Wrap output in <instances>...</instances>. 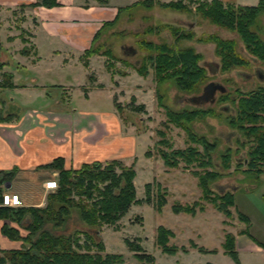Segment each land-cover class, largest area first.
<instances>
[{"label": "crops", "instance_id": "1", "mask_svg": "<svg viewBox=\"0 0 264 264\" xmlns=\"http://www.w3.org/2000/svg\"><path fill=\"white\" fill-rule=\"evenodd\" d=\"M137 1L57 0L59 5L51 8H20L34 0H0V171L15 170L3 193L16 194L19 207L42 206L54 191L44 184L56 182L58 171L44 166L55 158L74 169L112 160L126 165L147 148L143 118L136 126L121 116L128 111L148 114L149 103L158 104L157 82L151 67L141 76L139 65L114 49L119 45L124 51V43L133 44L125 40L130 37L160 43V34L147 29L165 22L153 19L157 4L125 8ZM220 1L251 6L259 0ZM182 19L195 32L197 22ZM183 44L202 53L196 39ZM130 47L140 54L134 44ZM92 48H100V54L84 57ZM137 105L143 110L131 108ZM234 237L238 254L257 252L264 260V251L247 234L236 231Z\"/></svg>", "mask_w": 264, "mask_h": 264}, {"label": "trees", "instance_id": "2", "mask_svg": "<svg viewBox=\"0 0 264 264\" xmlns=\"http://www.w3.org/2000/svg\"><path fill=\"white\" fill-rule=\"evenodd\" d=\"M104 3V0H97ZM197 3L198 14L210 20L213 24L234 30L240 38L244 48L257 60L264 63V39L253 29L264 16V0H259L257 5H232L224 4L220 0H169L168 2H157L155 0H140L125 8L143 6L150 8L154 4L162 8L174 11L190 10L188 4ZM57 0H34L27 5L21 4L20 8L43 6L51 8L58 6ZM122 9V8H119ZM262 25V21L260 22ZM167 25L150 26L147 32L157 31L160 33ZM261 28V27H260ZM264 28V27H263ZM173 32V47L168 46L164 41L155 43L147 38H141L139 45L143 47L144 55L139 66L136 68L141 76L148 75V67H151L155 80L159 83L162 80L172 79L176 86L183 91L197 90L200 84L207 78L206 69L202 65L203 54L197 52L191 46L183 44V39L195 38L199 43L212 42L215 44V54L218 58L219 69L222 73H228L237 68L245 67L247 59L238 53L235 39H221L215 34L195 37L194 33L179 28L171 29ZM175 36V37H174ZM182 39V40H180ZM95 53L100 54V48H92L84 53V57ZM112 55V54H111ZM1 67V64H0ZM3 78L10 79L9 74ZM1 86V84H0ZM237 98L231 99L235 104L234 114L224 115L226 122L234 126L241 134L247 137L249 147L247 150V162L242 169V174L257 179L259 174H264V85H260L248 91L235 90ZM229 94H223L219 101H227ZM158 104L163 105L167 120L164 125L175 124L188 133L189 138L202 146L199 151L194 146L187 149H176L170 152L160 151V156L165 165L175 167L178 159L185 163L197 164L200 167H215L212 161V153L218 145L215 141H209L204 135H198L191 129V124L196 119L207 117L211 114L219 116L213 108H191L173 110L157 95ZM135 111L143 110L142 105L132 106ZM222 116V115H220ZM161 139L157 142L160 145H168V140L162 131H158ZM246 139V138H245ZM149 155V152H146ZM232 157L231 150L227 148L220 155L221 167L229 169ZM240 166V165H239ZM46 168L58 171L56 189L47 194L45 207H8L2 205L3 185L10 181L15 170L0 171V220L3 221L0 232L11 241L22 242L24 248H12L0 250V264H123L121 254L106 253L103 256L99 252H90L95 246L98 250L103 249L99 241V227L101 225H114L125 215L132 203H142L136 199V190L133 179L135 170L133 166H127L122 161L112 160L102 164L92 162L83 164L79 168H65L62 158H55ZM237 170V168H236ZM199 178V187L202 190L203 198L210 202L215 208L230 217V208L234 206V195L231 192L222 195L215 194L211 185L218 177V172L213 170L204 171L201 174L195 172ZM159 188V186H158ZM150 185H145L146 200L148 201ZM215 194V195H213ZM166 204L165 195L158 192L156 203L157 211H160ZM198 202L192 205L174 204L172 211L175 213L185 212L194 214ZM203 209L200 206L199 210ZM72 213L77 214L79 219L89 225V229L75 230L64 233L63 228L67 225ZM240 219L248 222L249 218L239 213ZM14 220L28 230V234H22L17 227L7 223ZM60 231V232H58ZM240 233L247 234L252 238L247 228L240 230ZM82 234L83 241L78 237ZM174 234L169 228L159 226L157 229L156 244L164 253L173 254L178 250L187 252L184 246L177 247L168 245L169 237ZM98 238V239H97ZM259 244L254 238H252ZM131 251H134L135 258L141 264H157L154 256L146 253L136 243L126 242ZM28 245V247L26 246ZM191 246L204 251L195 243ZM264 249V244L260 243ZM222 248L236 263L239 262L235 246V237L230 233L224 235ZM214 252L215 250H211ZM2 253V254H1Z\"/></svg>", "mask_w": 264, "mask_h": 264}, {"label": "rangeland", "instance_id": "3", "mask_svg": "<svg viewBox=\"0 0 264 264\" xmlns=\"http://www.w3.org/2000/svg\"><path fill=\"white\" fill-rule=\"evenodd\" d=\"M185 1L187 2V0ZM200 1L198 0V2ZM188 5L190 10L187 11H174L161 7L156 8L155 13L152 15L157 18L153 17V19L157 24L165 22V25H167V28L162 29L159 33L160 35L157 36L160 42L164 41L168 46L173 47L174 34L171 29L179 28L180 32H183V30L188 31V26L185 25V20L182 19L188 18L197 22V25L194 26L195 32L191 30L189 32L197 36L215 34L221 39H235L238 53L254 62L250 61L248 66L234 69L228 73H222L219 69L217 55L215 54V44L207 42L199 44L203 54L202 65L206 69L207 78L200 84L197 90L188 92L180 90L172 79L162 80L158 83L155 78H152L153 75H151L153 81L157 82V95H160V99L165 106L175 111L185 108H213V110L222 115L216 116L211 114L207 117L196 119L190 125L193 132L198 135H204L209 141H215L217 143L218 147L216 150H219L213 152L211 155L215 167H200L197 164L187 165L183 159H178V165L175 167H169L164 164L160 156L161 150L170 152L176 149H187L189 146H194L199 151L203 149L199 143L193 142L189 138L188 133L180 127L172 123L166 126L164 125L163 122L167 120V117L163 105L155 104V101H152L153 106L152 103H149V115L128 111V115L121 116L122 118H127L128 121H136V126L138 125L139 117L143 118L141 124L143 126L140 128L145 127L142 133H146L147 135L145 138L148 146L147 148L144 147L141 149L142 151L140 152L138 161H136V158L134 161H128L129 165L126 163L127 166H133L135 170L133 182L136 190V199L141 200L142 203H132L125 215L114 225H101L98 228V238L103 245V249L98 250L93 246L90 252H99L102 256L106 253L121 254L124 259L123 264H141L135 258L134 251L129 249L126 243L127 241L139 244L144 252L154 256L157 264H239L224 253L222 242L224 241V235L226 233L235 235L236 231H240V228L242 230L247 228L252 238L258 243L264 244V174H259L257 179L242 174V169L245 166L243 160L247 155L250 144L247 142L246 136L241 134L234 126L231 127L224 119V115L234 114L232 109L235 107V104H232L231 98H237L236 89L247 91L256 86L258 87V85H264V81L258 79L254 81V75L250 74L254 66L264 70V63L249 54L240 42L239 36L235 33L236 31H230L220 27L202 17L197 13L198 10H195L197 3ZM152 7L154 5L150 8ZM144 8L146 7L141 6L140 9L143 10ZM175 15L180 16L177 17ZM171 17L173 18L171 19ZM261 21L262 25L260 23ZM261 21H258L259 23L253 29L264 39V16ZM177 24L181 26L177 27ZM130 38L125 40L131 41L134 47L141 51L140 54L136 50L131 49L130 46L133 44L128 45L124 43V51H121L119 45H116L114 50L116 54L130 59L134 62L133 64L139 65L142 60L141 53L143 52V47L137 41L144 38V36ZM194 39L193 37L183 40ZM125 40H120V43L122 41L125 42ZM243 72L249 73L251 76L247 77ZM147 80H150V77ZM208 81H218L227 88L226 93L229 96L225 98L227 101L224 105L228 111L222 110L220 108L221 104L217 101L212 105H194L187 101V96L200 93L202 87ZM35 104L39 105L40 103L37 102ZM158 131L164 132L169 146L157 143L162 138ZM227 147L231 150L232 162L230 168L226 170L221 167L220 155L224 153ZM146 152H149V155ZM205 170L217 171L219 174L215 179L216 181L210 186L215 194L233 193L234 206L230 208L232 213L230 217L218 211L214 205L203 198L202 190L199 187L198 174L196 175L195 172L201 174ZM146 184L150 185L148 201L146 200L147 196L145 192ZM230 186H233L234 189L231 190ZM53 189L55 190L56 188ZM159 191L165 195L166 204L160 211H157L156 203ZM18 200L20 201L19 197ZM194 202H198L194 214L185 212L175 213L172 211V206L176 203L192 205ZM46 204L47 196L44 204L37 207L43 208ZM200 206L203 209L199 210ZM16 207H19V205L13 206V208ZM239 213L246 215L249 221L245 222L241 220ZM2 222L0 220V227ZM7 223L17 227L22 234H28V230L22 227V225H18L14 220H9ZM66 224L63 228L64 233L89 229L87 228L89 225L82 222L75 213H72ZM159 226L169 228L174 234L172 237H169L168 245L177 247L184 246L187 252L178 250L173 254L164 253L156 244L157 229ZM234 231L235 233H233ZM78 237L82 242V234H79ZM0 240V250L24 248L21 247L22 242L20 240L11 241L2 235L1 232ZM191 243L202 247L204 251L192 247ZM26 246L28 247V245ZM6 247L9 248L6 249ZM261 249L264 251L262 247ZM211 250L215 251L212 252ZM238 258H242L243 264H264L261 253L258 254L257 252H242L238 254Z\"/></svg>", "mask_w": 264, "mask_h": 264}, {"label": "flooded vegetation", "instance_id": "4", "mask_svg": "<svg viewBox=\"0 0 264 264\" xmlns=\"http://www.w3.org/2000/svg\"><path fill=\"white\" fill-rule=\"evenodd\" d=\"M246 58V57H245ZM247 59V58H246ZM247 61H248V63L250 62V61H252V62H254L253 60H251V59H247ZM248 63H247V65L246 66H248ZM243 73H245V72H243ZM246 74V76L247 77H250L252 74L254 75V77H255V79H254V81H256V79H258V80H261V81H264V70H262V69H260L259 67H253V70H251L250 71V74L249 73H245ZM210 82H214V83H219V84H221L220 82H218V81H208L203 87H202V89H201V91H200V93H197V94H193L192 96H187V101L188 102H190V103H192V104H194V105H203V104H210V105H212L213 103H215L216 101L217 102H219L220 104H221V109L222 110H224V111H228L227 110V108H226V106L224 105V103L226 102V101H219L220 100V97L223 95V94H226V87H225V92H220V90L219 89H216L215 91H214V94H213V97H208L207 98V96L209 95V91L208 90H206V95H204L205 94V90H204V92H203V89H204V87L208 84V83H210ZM258 86H260V85H258ZM257 87V86H256ZM255 87V88H256ZM252 89H254V88H252ZM210 90V89H209ZM248 91V90H247ZM207 92H208V94H207ZM204 93V94H203ZM228 94V93H227ZM200 95H204V96H206V98L207 99H205V98H198V96H200ZM218 96V97H217ZM231 99H234V98H231ZM232 111L233 112H235L234 111V108L232 109ZM228 148V147H227ZM246 162H247V159H246V157L244 158V160H243V163H244V165L246 164ZM238 174V173H237ZM230 189L231 190H233L234 189V187L233 186H230Z\"/></svg>", "mask_w": 264, "mask_h": 264}, {"label": "built area", "instance_id": "5", "mask_svg": "<svg viewBox=\"0 0 264 264\" xmlns=\"http://www.w3.org/2000/svg\"><path fill=\"white\" fill-rule=\"evenodd\" d=\"M56 187H57V184L55 181H49L45 183V188L47 189H50V188L53 189ZM2 205L13 207L16 205H20V201L18 200V196L16 194L5 193L2 195Z\"/></svg>", "mask_w": 264, "mask_h": 264}, {"label": "water", "instance_id": "6", "mask_svg": "<svg viewBox=\"0 0 264 264\" xmlns=\"http://www.w3.org/2000/svg\"><path fill=\"white\" fill-rule=\"evenodd\" d=\"M216 89H219L220 92H225V87L222 84H219V83L217 84V83H214V82H210L204 87L203 92L205 90V94L204 93L203 94L206 95V90H208L209 91V95L207 96V98L208 97H213L214 91ZM207 94H208V92H207ZM204 95L203 96L200 95V96H198V98L207 99L206 96H204Z\"/></svg>", "mask_w": 264, "mask_h": 264}]
</instances>
